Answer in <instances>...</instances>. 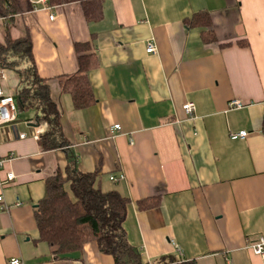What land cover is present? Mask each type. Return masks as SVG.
<instances>
[{"label":"crops","instance_id":"0c3cea01","mask_svg":"<svg viewBox=\"0 0 264 264\" xmlns=\"http://www.w3.org/2000/svg\"><path fill=\"white\" fill-rule=\"evenodd\" d=\"M32 2L11 36L30 32L69 147L41 148L47 124L33 110L0 127V264H114L96 242L55 254L39 239L36 206L47 180L66 176L69 151L80 171L98 172L104 190L130 198L123 225L145 264H264L249 246L264 237V0H105L98 22L78 2ZM199 12L211 26L187 24ZM5 26L0 19V42ZM210 30L217 41L204 40ZM150 42L157 54L147 52ZM77 43L98 59L89 72L96 101L86 109L60 85L79 69ZM19 83L15 70L0 68V97H16ZM233 100L242 106L231 108ZM242 130L246 137H231ZM10 171L15 179L6 181ZM151 197L159 204L140 209Z\"/></svg>","mask_w":264,"mask_h":264},{"label":"trees","instance_id":"16d2710c","mask_svg":"<svg viewBox=\"0 0 264 264\" xmlns=\"http://www.w3.org/2000/svg\"><path fill=\"white\" fill-rule=\"evenodd\" d=\"M105 0H47L49 6L78 2L88 22L103 18ZM32 0H0V19L6 21V37L0 42V68L15 70L20 76L16 93L18 110L35 112L37 123H46L47 130L38 138L43 150L69 147L61 123V113L52 98L48 80L38 71L33 42L27 30L24 36L13 38L10 26L19 15L35 9ZM190 26H211L209 13L199 12L186 21ZM206 42H215L213 31L204 33ZM248 46L249 42H239ZM79 69L60 77L63 92L71 95L76 109L92 106L96 99L89 80V72L98 66L95 53L88 44H76ZM264 133V118L262 124ZM69 151V150H68ZM66 176L58 172L47 180V197L36 206L40 241L46 242L55 254L78 251L88 242H96L99 250L110 254L114 264H145L140 249L127 239L124 221L127 217L128 196L118 189L104 190L98 172H82L76 158L68 153ZM160 199L151 197L138 202L140 209L158 205ZM159 264H197L195 260L162 259Z\"/></svg>","mask_w":264,"mask_h":264},{"label":"built area","instance_id":"2783aa9c","mask_svg":"<svg viewBox=\"0 0 264 264\" xmlns=\"http://www.w3.org/2000/svg\"><path fill=\"white\" fill-rule=\"evenodd\" d=\"M36 3L42 4L48 9L51 8V6L48 5L47 0H36ZM50 18L53 19L54 15L51 14ZM147 52L152 53V54H157V48L153 42H150L147 45ZM230 106L231 108H238L242 106V103L238 100H233L231 101ZM183 109L188 115H193L195 112L196 106L193 102H186L183 105ZM17 112H18V105H17L16 98L14 96L7 95V96L0 97V127H2L3 125L9 122L14 121L16 119ZM120 128L121 127L119 124H116L113 126V129L115 130H119ZM247 135H248V131L246 130H242L238 133H231V137L234 139L239 138V137L244 138ZM20 137L26 138V134L21 133ZM10 157H13V155H11ZM4 162L5 160H0V167L4 165ZM119 178H124V175L123 174L120 175ZM119 178L112 177V180L117 182ZM13 179H15V174L11 171L8 172L6 175V181H11ZM2 200H3V197L0 196V201ZM249 246L252 248L253 252L256 255L264 256V237L263 236H259L257 239L252 241L249 244ZM177 250L181 253V250L179 248ZM11 264H21V261L19 259H12Z\"/></svg>","mask_w":264,"mask_h":264}]
</instances>
